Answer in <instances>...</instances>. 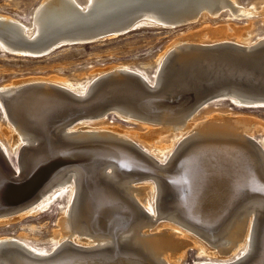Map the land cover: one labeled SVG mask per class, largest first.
Instances as JSON below:
<instances>
[{
  "label": "bare ground",
  "instance_id": "6f19581e",
  "mask_svg": "<svg viewBox=\"0 0 264 264\" xmlns=\"http://www.w3.org/2000/svg\"><path fill=\"white\" fill-rule=\"evenodd\" d=\"M225 9L235 18L248 20L247 25L233 28L235 40L229 39L225 25L208 32L213 38L219 37L212 45L199 41L202 32L178 39L158 58L160 63L154 78L128 65H120L101 68L94 77L97 80L85 85L72 83L67 78L31 77L0 88L4 92H0V109L7 117V126L0 128V186L4 188L0 202L5 195L13 194L12 190L17 187L12 185L13 181L24 186L30 185L34 178H43L37 194L29 201L14 209L0 210V225L47 209L59 196L66 194L67 198L58 220L59 228L53 236L56 241L53 251L14 237H2L0 264H37L62 255L71 256L66 262L95 259L94 263L111 264L113 255L119 253L128 256L118 261L120 264H178L191 247L223 260L218 263L211 259L203 264H246L258 256L264 240V193L254 188L264 189V140L256 145L252 138L254 128L264 121L261 124L250 116L217 112L199 121V109L211 99H201L183 108L191 98L187 97L188 92L182 94L181 89L189 83L193 87L201 86L203 61L216 56L201 54V51L238 45L250 52L264 46V37L256 42L252 40L254 20L262 16L264 22V8L239 7L235 0H86L84 4L78 0H42L32 14L30 25L0 14V47L18 55L43 53L64 41H82L85 32L162 23L174 28L193 23L200 16L217 17ZM172 20L176 21L170 24ZM26 40L40 43L32 45L38 50L33 51L21 42ZM206 60L207 65L217 68L213 60ZM174 61L180 64V74L186 77L174 88V95L181 93L178 98L161 105L163 110L158 114L129 104L131 100H143L130 91L136 90L132 84L148 93L159 92L166 80L163 77L172 69ZM127 78L130 82L125 81ZM109 80L113 82L111 86L127 87L120 90L110 87L102 95L100 91ZM28 91L32 95L23 100ZM59 91L76 103L92 97L101 101L112 98L111 94L122 99L119 91L132 98H124L127 100L121 104L114 100L111 105L90 110L85 115L51 122L49 106L53 108L56 103L62 106L61 99H54L58 96L55 92ZM219 97L238 107H264L263 99H253L255 96L244 90L212 99ZM141 102L151 108L145 103H152ZM110 110L144 129L131 131L104 125ZM39 116L47 118V130L58 124L51 129L52 133L47 132L46 138L30 131L32 119ZM94 122H100L101 126L92 125ZM4 136L11 137L8 142L11 149ZM42 144L47 145L40 148ZM81 145H84L79 148L82 156L100 151L113 162H75L59 169L57 165L47 166V161L67 148ZM9 152L17 156L15 169L8 163ZM143 162L162 175L151 173ZM224 165L237 171L228 173L226 178L222 173ZM160 220L164 224L155 231ZM260 264H264V255Z\"/></svg>",
  "mask_w": 264,
  "mask_h": 264
},
{
  "label": "rangeland",
  "instance_id": "374dc122",
  "mask_svg": "<svg viewBox=\"0 0 264 264\" xmlns=\"http://www.w3.org/2000/svg\"><path fill=\"white\" fill-rule=\"evenodd\" d=\"M41 1L42 0H0V14L13 16L20 19L25 24L30 25L32 14ZM78 1L83 4L86 2V0ZM235 2L239 7L252 8L256 5L259 10L264 8V0H235ZM261 17H257L254 20V28L252 29L253 42L264 37V22L261 21ZM247 24V18H235L232 16L229 9H225L217 17L200 16L197 21L180 27L168 28L158 24H143L139 28L137 27L136 30L122 36L106 38L103 41L92 44L65 45L51 54L42 57L22 56L10 51L8 52L7 50L5 51V49L0 47V88L10 83L31 77L67 78L72 83H82L85 85L97 80V78L94 77L101 68L106 69L110 66L120 65H128L134 69H138L151 79L154 78L158 70L160 63L158 58L171 48L174 41L186 38L192 35V33L197 34L202 32V34H200L202 37H199V41L212 45L213 42H217L219 37L213 38L208 32L211 28L217 29L220 26L223 28L224 25L227 29L226 33H230V36H228L229 39L235 40V30L233 28H235V26L241 27ZM231 33L234 34L232 35ZM221 99L222 98L219 97L208 100L204 105L205 107L208 106L205 108L206 110L204 106L199 109L198 120L202 121V119L204 120L210 116L212 112L213 114L217 112L224 114L230 113L233 116L246 115L245 117L250 116L253 119H258L260 122L264 121V107L243 108L238 107L228 99ZM107 115V120L103 123L109 127L120 126L124 129H132L131 131H142L144 129L137 122L124 120V118L120 117L118 112L114 110L108 111ZM98 123L100 122H94L92 125L95 126L97 124V127L101 126L100 124L98 125ZM6 126L7 117L0 109V128ZM261 129H263V131ZM4 137L7 147L10 148L8 142L11 140V137ZM253 137L252 140L256 145L264 140V124L254 128ZM21 148L22 147H20V149ZM143 148L148 150L144 146ZM8 157L11 158H9V164L11 163L10 165L15 169L13 166V164H17L15 152H9ZM66 202L67 198L66 194H64L62 197H57L47 209L34 215L24 217L20 221L0 225V238L14 237L34 247L47 249L49 252L53 251V247L56 243L53 236L55 231L59 228L58 220L62 216V211ZM162 224H164L162 221L157 223L154 227L155 231L161 228ZM206 247L209 250H213L211 245L206 244ZM187 253L186 257L178 262V264H203L205 262H210L211 259L214 260L213 262L216 261L218 263L223 261L218 260L219 258H217V255L211 257L206 253L201 254V250L195 247L189 248ZM234 259L235 258L232 260L234 261Z\"/></svg>",
  "mask_w": 264,
  "mask_h": 264
},
{
  "label": "water",
  "instance_id": "95a60500",
  "mask_svg": "<svg viewBox=\"0 0 264 264\" xmlns=\"http://www.w3.org/2000/svg\"><path fill=\"white\" fill-rule=\"evenodd\" d=\"M175 21L176 20H172L169 23L170 24L175 23ZM162 25H165V24L162 23ZM183 25H186V24H181L180 26H183ZM180 26H178V27H180ZM136 29H137V26L135 28H132V26L125 28V25H123V26H117V27H115V29H108V30L105 28L99 29L98 31H93L90 34L85 32L84 34L86 37H84L83 38L84 40H82V41H64V42H61L58 45H56L53 49H49L48 51L43 52V53H31L30 52L28 54H22L21 53L20 55L29 56V57H42V56H46L48 54H51L55 50L65 46V45L92 44V43H96L99 41H103L108 37H118V36L128 34V33L132 32ZM28 40H26L24 42L21 41V42L24 43L25 46H28L30 49H33V51L38 50L35 47H32V45L40 44V43H31ZM19 43H20V41H19ZM10 52H12V51H10ZM12 53H14V52H12ZM14 54H16V53H14ZM201 54H206V55L213 54L216 56H215V58H211V57L205 58V60L203 61L205 64L203 70H205V71H203L199 76L200 77V83L199 84H201L200 87L197 86V84H195V86L193 87V84L189 83V84H187L185 89H181V90H183V91H181L182 94L188 92L187 97L191 98V100L185 101L183 108H185L186 106H189L190 104H193L194 102H197L201 99H207V98L212 99L215 96H218L220 94L227 93V92H232L234 90H240V91L244 90V91H247L249 94L254 95L255 97H253V99H263L264 100V46H262L258 49L252 50L250 52H245V51L241 50V48L238 45L226 46V47H222V48L216 49V50L207 49L206 51H201ZM206 59L213 60V64L215 66H217V68H212V65H207L209 62H206L207 61ZM173 63H171V64H173ZM171 68L172 69L169 70L168 73H166V75L163 77V78H166V80L162 84L163 88H161V90L159 92L148 93V91L145 92V90L143 88L139 87L138 85H136V84L134 85L131 83L134 86V88H136V90H130V91L135 92L137 94V96L141 97V98H139L140 100L143 99L141 101L147 100L148 102L152 103V104L145 103L147 105H150L151 108L144 107L143 106L144 103H142L138 99H136L137 100L136 102L131 100L132 103H129V104H132L135 107L137 106L136 108H138L140 110H145L148 113L158 114L160 112L159 110H163L161 108V105L165 106L166 104L173 102L172 101L173 99L178 98V96H180L181 93L179 92L180 94L178 93V94L174 95V92H175L174 88L176 85H178V82L181 78H186V77L184 75L182 76V74H180L181 67L177 61L173 64V67L171 66ZM206 69H208L209 71H206ZM191 70L192 69L188 70V77L191 74L190 73ZM125 81L128 82L129 79L127 78ZM112 83L113 82L110 80L105 83V85L103 86V89L100 91L102 93V95H103V92H107L109 89H112V88L120 90L121 87H127V86H122V85L114 87V86H111ZM166 83H168V84H166ZM182 83H183V81L180 83V85ZM110 87H112V88H110ZM195 87H197V88L195 89ZM34 89H36V88H34ZM34 89H32L30 91H33ZM195 90H197V91L195 93H193V91H195ZM30 91H28L27 93L24 94L23 100L25 98L27 99V97L32 95ZM121 91H123V90H121ZM119 93H120L119 96L123 97L122 99L114 98L116 95L111 94V95H109V97L111 96L112 98L104 99L102 97L103 100H101V101H98L99 99H95V98L92 99L93 98L92 97L88 101H85L82 103H76L73 101V99L67 97L66 94H63L60 91L55 92V95H58V96L57 97L54 96L55 97L54 99H55V101H59L61 99L62 101L60 104L62 106L59 104L61 106V107H59L57 105V103L56 104L54 103L55 106L53 108H52V105L49 106L53 112V113L51 112V115L53 118L50 116L51 122L53 120H54L53 122H56L57 120L61 121L63 118H66V117L85 115L83 113L90 112V110L93 111V110H97L99 108H103V107L111 105L114 100H115V102H117V104H121V102H126L127 99H124V98H132L130 95L125 94L123 92L121 93L119 91ZM169 94H170V96H169ZM168 99H170V100H168ZM162 100H164V101L162 102ZM19 101L21 103V100H19ZM64 101L68 102V103H65ZM39 117L40 118L36 117V118L32 119L31 123L33 124V127L30 131L32 133H35L38 135L39 134L43 135L46 138L47 134L53 132L51 129L53 127L56 128L58 126V124L53 126L52 128L50 127L47 130V129H45V126H47L46 123L48 122L46 120L47 118H45V117L43 118L41 116H39ZM47 132H49V133H47ZM45 145H47V144H42V146L40 148H43ZM83 147H84V145H81L79 147L75 146V147L67 148V150H64L61 153V155H58L57 157L55 156V158H52V159H50V161H47L48 162L47 166H49L50 164L51 165L49 167H52L53 165H57L56 168L59 169V168H62L64 166L71 165L75 162H77V163L113 162V160L106 157L107 156L106 154H102L100 151L96 154L90 153V154H88L87 157L82 156L79 148H83ZM75 151H78V153H75ZM131 151L135 155L142 158V156L138 152H135L133 150H131ZM143 163H145V162H143ZM145 164H147V166ZM145 164H144V166L148 167V170L151 173H153V174L157 173L159 175H162L160 172H157L155 170L150 169L149 168L150 166L148 163H145ZM232 167H234V166H232ZM229 168H230L229 165H224L222 167V173L226 178H227L228 173L231 174L232 172L237 171L235 169H233V171H231V170H229ZM141 171L143 172V170H141ZM41 175H43V174H41ZM42 179H43L42 177L34 178V181H32L30 183V185H24V186H21V183H18V182L15 183L13 181L12 185H14L15 187L17 186V187L14 188L15 190H12V192H13L12 195L7 194V195H5L6 197L1 200L0 208H2V209H0V210L14 209V208L20 206L21 204H24L27 201H29L31 198H33L37 194V192L39 190V186L41 184L40 181ZM227 182L229 183V180H227L226 183ZM228 183H227V185H228ZM254 190L255 191L260 190L262 193H264V191H262V190H264L263 188H256L255 187ZM3 193H4V188L0 186V194H3ZM262 245H263L262 250H260V253L258 254V256L257 257L255 256L256 258L254 257L250 262H248L246 264H260L261 263L262 255H264V240L262 242ZM73 254L75 255V253H73ZM79 255H80V253H79ZM69 257H71V256H69ZM69 257H65L64 255H62L61 257H59L57 259L48 260L45 262L40 261L42 263L38 262L37 264H110V262H97V261H95L96 263H94L95 259H87V261L86 260L82 261L83 259H79L76 261L71 260V262H66L65 259L69 258ZM126 257H128V256L123 254V253L122 254L119 253L118 255H113V257H112L113 261L111 262V264H120L118 261L125 260L124 258H126ZM131 263L132 262H125V263H121V264H131Z\"/></svg>",
  "mask_w": 264,
  "mask_h": 264
}]
</instances>
